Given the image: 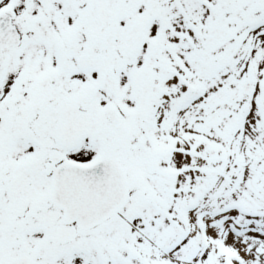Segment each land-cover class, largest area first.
Instances as JSON below:
<instances>
[{
	"label": "snow or ice",
	"instance_id": "1",
	"mask_svg": "<svg viewBox=\"0 0 264 264\" xmlns=\"http://www.w3.org/2000/svg\"><path fill=\"white\" fill-rule=\"evenodd\" d=\"M0 264H264V0H0Z\"/></svg>",
	"mask_w": 264,
	"mask_h": 264
}]
</instances>
